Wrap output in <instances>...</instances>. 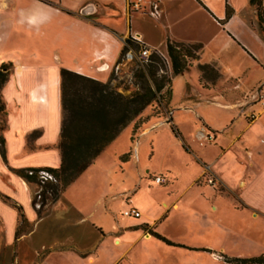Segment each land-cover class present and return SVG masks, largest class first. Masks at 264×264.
Masks as SVG:
<instances>
[{
  "label": "crops",
  "instance_id": "crops-1",
  "mask_svg": "<svg viewBox=\"0 0 264 264\" xmlns=\"http://www.w3.org/2000/svg\"><path fill=\"white\" fill-rule=\"evenodd\" d=\"M79 1L71 8L64 0H0V66L13 65L11 76L2 90L8 128L4 133L7 162L0 153V193L23 207L30 225L28 231L18 237L19 212L0 197L3 240L6 245L15 247V264L23 263L25 255L30 257L27 264H234L229 262L233 257L225 248L196 245L190 240L213 229L227 231V225L219 224L216 229L215 226L212 228L214 222H208L207 227L200 228L195 219L188 224L180 222L189 237L164 231L175 212L181 210L183 193L176 186L178 177L170 170L155 173L154 178H166L164 184H148L138 163L140 142L135 168L131 166L135 156L130 155V151L121 153L119 160L126 165L104 170L102 175L106 183L101 188L102 184L80 182L92 164L67 187L43 217H38L31 186L11 168L60 167L62 69L100 80L106 78L108 72L117 73L118 67L128 63L125 60L127 52L123 55L128 37L140 40L154 50L157 48L152 41H147L142 31L132 26L131 21L125 31H118L117 24L112 21L118 17L115 0ZM144 1L141 10H147L148 6V14L159 23L165 51L168 42L202 45L200 58L191 67L197 68L199 79V65L202 64L214 65L224 85L233 78L240 79L231 67H225L223 52L231 46L243 48L254 65L264 68V34L256 7L249 0H228L233 14L226 22L227 0ZM126 3L130 15L138 11L131 7L134 2L126 0ZM22 14L24 22H21ZM31 15L37 17L36 25L27 23L26 17ZM210 46L215 49L214 55L202 63V55ZM251 69L253 66L249 64L246 72ZM231 86L234 88L232 93L231 88L225 89L224 86L222 90L212 86L210 89L200 87L212 95L202 99L200 95L192 94V86L187 83L182 99L187 103L172 109L170 122H161L159 126L169 124L186 153L198 162V172L190 185L209 202L210 212L218 214L219 201L232 198L234 207L249 212L256 223L264 220V96L254 87L253 91L230 97V94H237L234 92L239 89V82ZM173 98L172 93L171 107ZM203 102L231 112L226 125L230 132L238 118L244 119L239 114L241 111H255L257 118L252 123L242 120L244 127L225 143L210 118L200 111ZM182 111L195 114L199 120L192 132L186 133L178 124L176 115ZM202 124L215 135L211 146L218 147L211 157L199 153L193 145L196 143L195 133ZM157 127L146 130L141 137ZM209 167L219 178L221 190L201 182ZM118 170L124 178L120 186L113 183ZM145 172L147 175L151 173L149 169ZM163 185L169 186L165 192L168 196H157L156 191H161ZM129 208L137 209L141 216H125L124 212Z\"/></svg>",
  "mask_w": 264,
  "mask_h": 264
},
{
  "label": "rangeland",
  "instance_id": "rangeland-1",
  "mask_svg": "<svg viewBox=\"0 0 264 264\" xmlns=\"http://www.w3.org/2000/svg\"><path fill=\"white\" fill-rule=\"evenodd\" d=\"M64 1L67 3L68 7L71 8H74V6L80 2L79 0ZM130 1L134 2L131 5V7L134 8V4L138 2V0ZM144 2V0L141 2L142 6H145ZM115 3L118 7V17L112 19V21L117 24L118 31H125L129 27L131 21L134 28L139 29L142 31V33H144L147 41H152V43L157 46V51L162 52L166 57H168V51H165V41L163 40V36H161L162 31L158 28L159 23H157V21L148 14L150 13V10H148L149 7L147 6V10L144 11L141 10V6L140 10L133 12L130 15L127 11L126 0H115ZM134 10L137 9L134 8ZM133 51L135 56H140L141 50ZM214 52L215 49L213 47H206L202 55V63L205 60L211 59V57L214 55ZM223 59L225 61V67L226 65L228 68L231 67L239 75L240 79L233 78L225 85L220 78L213 82L215 74L211 70L206 73L204 78L201 76L199 79V72L197 68H191L194 66L195 61H191V67L187 70L185 75H175L171 62H167L166 75L171 78V89L174 96L172 107L169 105L166 109L162 108L161 110L159 108L152 110V107H150L142 114L141 118L142 120L147 119L152 115H157V112H163L165 117L160 120L157 118H152L148 122L140 124V127H136V124L139 123V119L132 122L95 160L89 171L86 172L83 179H81L82 181L80 182H95L99 185L102 184L101 188H103L106 183V179L102 175L103 171L109 168H119L121 165H126V163H122V161L119 160V155L125 151H130L129 154H133V156H135L131 165L135 168L137 164L136 151L138 142H140L138 163L140 162V172L149 182L148 184L156 183L154 178L155 173L159 174L161 172L170 170V172L174 174L175 177H178L176 186L177 189L183 193V204L181 205V210L175 212V217L164 226V231H167L172 235H186L187 237L188 234L181 223L188 224L191 220L194 221L195 219H197L200 228L207 227L208 222H214L212 223V228L215 226L216 229L219 227V224L224 226L227 225L229 227V230L227 231L225 229L223 231H214L213 229L212 232L206 231L207 234H198L197 237L193 236L190 240L192 243H196V245L209 244L216 248H225L227 254L233 258H252L264 254V220H258V222L253 223L249 212H245L234 207L232 198L221 199L219 201L220 208L218 214L211 213L208 207L209 202H207L203 196H200V192L190 185L191 181L198 172V162L192 155L186 153L179 140L172 133L169 124H163L159 126L161 122H170L172 117V109L180 107L182 103H187L183 102L182 100L185 94L187 83L192 86V94L197 96L200 95L202 99L212 97V95H210L208 92L202 90L203 88L210 89L212 86L218 87L219 90H222V86H224L225 89L231 88L230 91L232 93L234 88H232L231 85L236 84V82H239V89L235 90L234 93H237L236 95L230 94V97H236L245 91H253L254 87L257 88L255 91H260L262 96H264V68L260 67L259 65H254L252 62L253 59L248 57L247 52L244 53L243 48L231 46V48L225 49L223 52ZM249 64L253 66V70L251 69L246 72V67H249ZM135 70L136 68L123 65L121 70H119L117 73L115 71L108 72L107 77L100 79L99 81L105 83L110 81L112 86L116 88L118 92L123 94H131L132 91L139 87V85L134 84L136 82L133 77ZM159 74L161 76L163 73L160 72ZM200 87L202 89H200ZM202 104L203 107L200 111L210 118L212 126L217 131V134L222 137L221 141L226 140L225 143L231 141L233 139V135H236L239 132V129L244 127L245 123L242 120L245 119L249 123H252L257 118L255 111H247L245 113L244 111H241L239 114H241L244 119L238 118L234 124L233 130L230 132V129H227L226 125L231 112L215 107L211 104H206L205 102ZM249 104L250 103H248V105ZM261 107L262 106H259V108ZM176 116L179 126L186 133L192 132L195 124H197L199 121L195 114H190L188 111H182ZM155 127H157L155 130L141 137V134L146 130L153 129ZM223 129H226L224 133H222ZM204 130L209 131L207 126L202 124L199 130L195 133L194 141L196 143H193V145L195 148H197L199 153H206L211 157L213 156V153H215L218 146H211V144H213L215 141L206 143L204 140L199 139L198 134ZM187 146L191 149L188 143ZM130 155L127 156L129 157ZM146 169H149L151 173L147 175L145 172ZM113 179L114 185L120 186L122 180L124 179L122 177V172L118 170V174L115 175ZM172 179H174V177H172ZM210 179L214 180V184L209 182ZM201 182L213 187H217L216 189L218 190L223 188L220 186L219 178L213 173V171H211L210 167L205 170L204 177L201 178ZM173 183L176 182L173 180ZM168 187L169 186L165 187L163 185L161 187V191H156V195H167L165 192L166 188ZM118 192L119 191H115V193ZM206 193L208 194L207 196H209L211 193L210 189H208ZM119 214L121 215L122 212ZM29 227V225L27 226L23 224L19 228L21 230L27 229L28 231ZM16 255L15 247L8 246L4 242L0 224V264H15ZM25 256L26 260L24 261L23 259L24 262L21 264H27L30 260L29 255ZM38 260L39 259H37V261ZM199 260L201 259L199 258ZM34 264H37V262Z\"/></svg>",
  "mask_w": 264,
  "mask_h": 264
},
{
  "label": "trees",
  "instance_id": "trees-1",
  "mask_svg": "<svg viewBox=\"0 0 264 264\" xmlns=\"http://www.w3.org/2000/svg\"><path fill=\"white\" fill-rule=\"evenodd\" d=\"M249 1L256 7L260 28L264 34L263 0ZM226 8L225 22L233 14L228 0ZM144 47L145 45L140 41L129 37L125 40L123 55L130 49L140 51ZM167 51L169 58L162 52L154 50L147 60L135 58L126 64V66L136 68L133 76L136 80L134 84L139 85L131 94L118 92L110 81L105 83L62 69L63 125L59 142L60 167L11 168L13 173L23 178L31 186L33 206L39 218L46 214L49 207L59 200L67 187L75 182L132 122L139 119L136 127H140V124H144L152 118L160 120L165 117L163 112H157V115H152L147 119L142 120L141 118L142 114L150 107L152 110L156 108L161 110L170 105L172 90L171 78L166 75L167 62H171L175 75L183 74L191 67V61L199 60L202 45L189 46L168 42ZM119 62L121 63V61ZM12 70V64L0 66V153L5 162H7V151L4 133L8 128V122L2 90L9 80ZM199 70L203 78L211 70L215 74L213 82L220 77L219 71L212 64L199 65ZM160 72L163 73L161 76ZM0 197L19 212L21 225L28 226L23 207L2 193H0ZM22 230L18 229V237L27 231V229ZM155 236L167 244L173 245L163 236L159 234H155ZM229 262L264 264V254L252 258H230Z\"/></svg>",
  "mask_w": 264,
  "mask_h": 264
},
{
  "label": "built area",
  "instance_id": "built-area-1",
  "mask_svg": "<svg viewBox=\"0 0 264 264\" xmlns=\"http://www.w3.org/2000/svg\"><path fill=\"white\" fill-rule=\"evenodd\" d=\"M141 2H142V0H138V2H136L134 4V8L137 9V10H139L140 7H141ZM138 41H140V40H138ZM153 51H154V49H150L147 46H145L141 50L140 56H135L133 49H130L126 53V55H125V60L127 62L132 61L135 58L136 59L142 58V59H146L147 60L151 56V54H152ZM119 70H120V68L118 67L117 68V71H119ZM198 136H199V139L200 140H204V142H206V143H211V142H214L215 141V135L212 132L208 131V130L201 131L198 134ZM166 181L167 180H166V178L164 176H157L155 178V182L157 184H164ZM209 182L211 184H214V180L213 179H210ZM124 215L127 216V217H135V218H138V217L141 216V213L137 209H135V208H129L128 210H126L124 212Z\"/></svg>",
  "mask_w": 264,
  "mask_h": 264
},
{
  "label": "clouds",
  "instance_id": "clouds-1",
  "mask_svg": "<svg viewBox=\"0 0 264 264\" xmlns=\"http://www.w3.org/2000/svg\"><path fill=\"white\" fill-rule=\"evenodd\" d=\"M24 19H25V17H23V14H22V20H21V22H24ZM26 21H27V23L29 25H36L38 23L37 17L35 15L27 16L26 17Z\"/></svg>",
  "mask_w": 264,
  "mask_h": 264
}]
</instances>
